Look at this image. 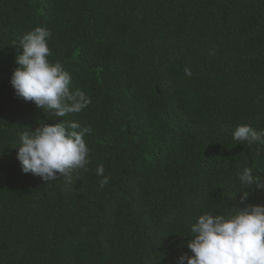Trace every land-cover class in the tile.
Wrapping results in <instances>:
<instances>
[{"label":"trees","instance_id":"trees-1","mask_svg":"<svg viewBox=\"0 0 264 264\" xmlns=\"http://www.w3.org/2000/svg\"><path fill=\"white\" fill-rule=\"evenodd\" d=\"M37 26L90 97L82 111L15 94ZM55 122L91 127L90 163L45 182L13 144ZM240 124L264 130V0H0V264H177L198 216L264 205L255 185L237 193L244 167L264 179V145L234 140Z\"/></svg>","mask_w":264,"mask_h":264},{"label":"clouds","instance_id":"clouds-1","mask_svg":"<svg viewBox=\"0 0 264 264\" xmlns=\"http://www.w3.org/2000/svg\"><path fill=\"white\" fill-rule=\"evenodd\" d=\"M50 38L51 31L42 26L22 36L19 46L22 51L15 57L18 67L10 83L24 101L34 103L56 118L65 117L82 111L91 99L79 89L72 91L71 74L61 63L49 59ZM185 74L190 76V69L186 68ZM91 132L90 126L77 122H55L22 133L20 142L13 144L19 145L17 159L22 172L48 182L74 169L87 170L90 161L85 136ZM232 138L248 145H264V130L240 124ZM97 175L102 177L99 181L102 189L109 182L103 165L97 167ZM237 181L243 189L237 192L241 194V203L247 200L249 193L245 189L250 185L264 190V179L254 176L250 167L238 173ZM231 209L227 214L206 212L197 217L190 227L191 235L187 236L190 239L186 246L191 255H180L177 264H264V205Z\"/></svg>","mask_w":264,"mask_h":264}]
</instances>
